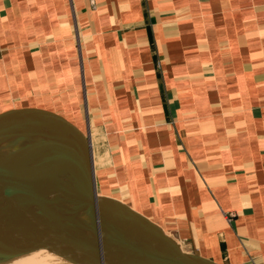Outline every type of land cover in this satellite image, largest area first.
<instances>
[{"label": "crops", "instance_id": "crops-1", "mask_svg": "<svg viewBox=\"0 0 264 264\" xmlns=\"http://www.w3.org/2000/svg\"><path fill=\"white\" fill-rule=\"evenodd\" d=\"M28 115L185 250L264 264V0H0V121Z\"/></svg>", "mask_w": 264, "mask_h": 264}, {"label": "water", "instance_id": "water-1", "mask_svg": "<svg viewBox=\"0 0 264 264\" xmlns=\"http://www.w3.org/2000/svg\"><path fill=\"white\" fill-rule=\"evenodd\" d=\"M80 137L82 153H67L70 159L55 161V168L35 155L28 163L0 153V263L37 246L64 245L85 253L87 264H219L185 250L123 201L99 194L91 142Z\"/></svg>", "mask_w": 264, "mask_h": 264}, {"label": "bare ground", "instance_id": "bare-ground-1", "mask_svg": "<svg viewBox=\"0 0 264 264\" xmlns=\"http://www.w3.org/2000/svg\"><path fill=\"white\" fill-rule=\"evenodd\" d=\"M5 131L6 130H0V153L2 154L17 155L21 160H26L28 163H35L33 160L29 159L31 155H35L33 157L39 160L37 163H41L42 166L51 167L55 166V161L56 164H58L64 162L63 158L70 159L66 155L64 157V154L61 152V155H58L57 152L54 153L53 147L35 138L31 139L29 138L30 136H26V134H24L22 138L20 137V139L11 138V141L8 142L6 138H3L6 137V135H4ZM12 141H15L16 144H10ZM33 141H35L34 145H28L29 142ZM39 145H41L40 148H37ZM66 165L68 166L67 163ZM55 248H57V250H55ZM55 248H46L43 245L37 246L16 258L10 259L9 261H2L0 264H87L86 254L80 249L64 245H57Z\"/></svg>", "mask_w": 264, "mask_h": 264}, {"label": "rangeland", "instance_id": "rangeland-1", "mask_svg": "<svg viewBox=\"0 0 264 264\" xmlns=\"http://www.w3.org/2000/svg\"><path fill=\"white\" fill-rule=\"evenodd\" d=\"M19 119H21V120H19ZM64 120H58V119H53L51 117H43V116H36V115L16 116V117L6 118V119L0 121V129L6 130L4 133V135H6V137H3V138H6L8 140V142H10L11 138L20 139V137L22 138L24 136V134H26V136H27V135H29L30 132L33 133L34 130H32V128L35 127L33 124H32V127H31L29 133H27L28 131H25V128H27V126H26L27 121L42 122L43 127L51 128L52 131H56V133L59 137L58 143L60 142V147H61L58 149L61 150V149H67L68 143H63V140H67L66 135L68 133L72 132V130H73V128L71 129V126L69 124H67L66 121H64ZM29 136L28 137L32 139V138H35L34 136H40V135L31 134ZM34 143H35V141L29 142L28 145L32 146V145H34ZM46 143H48V140H46ZM10 144L15 145L16 142L12 141V143H10ZM40 146L41 145L37 146V148H40ZM75 152L78 153L77 151H75ZM44 247L55 248V246H49V245H44ZM55 250H57V248H55Z\"/></svg>", "mask_w": 264, "mask_h": 264}]
</instances>
